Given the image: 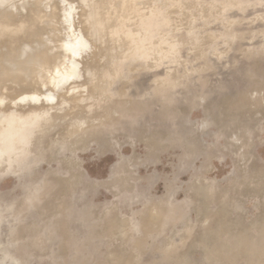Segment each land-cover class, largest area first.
Here are the masks:
<instances>
[{
	"label": "rangeland",
	"instance_id": "obj_1",
	"mask_svg": "<svg viewBox=\"0 0 264 264\" xmlns=\"http://www.w3.org/2000/svg\"><path fill=\"white\" fill-rule=\"evenodd\" d=\"M57 1V85L0 18V264H264V0Z\"/></svg>",
	"mask_w": 264,
	"mask_h": 264
},
{
	"label": "bare ground",
	"instance_id": "obj_2",
	"mask_svg": "<svg viewBox=\"0 0 264 264\" xmlns=\"http://www.w3.org/2000/svg\"><path fill=\"white\" fill-rule=\"evenodd\" d=\"M57 1V0H56ZM15 2V1H14ZM26 2V1H25ZM58 2V1H57ZM27 3V2H26ZM19 4V3H18ZM28 4V8L29 10L26 11L25 14L23 13H20V12H17V6L15 3H12V0H0V18L2 19V17H5L7 16L8 18H10L9 20L11 21L12 25H14V29H18V28H21V27H24V25H30L33 29H38L36 28V24H39L40 22H42V20L46 17V19H44V23H43V26L45 27L46 25L48 27L50 31L51 29H55V31L53 32L52 36L50 37L49 35V32H48V37H44L43 35H41L42 37H44L42 39V37H36L35 33H33L35 35V37L33 36V38H30V39H27V40H24L26 43H23L22 46L19 43L16 45L18 48H13L14 50L17 49L16 51H14L13 53L10 52V54H8L9 58L6 56V57H3L6 53H8L9 51L7 50L8 48L6 47V52L4 55H2V53H4V50L3 51H0V58L3 57L5 58L4 60H8L10 59V61L8 60V64H9V67L7 68H13L16 70V71H22V73H26L24 75H18L19 78L21 79V81L23 82H20L19 84H22V83H25L27 80L31 79V80H34L32 81L33 83H36V81L38 82V79L41 80V82H46L48 81L49 83H52L51 85H57V83H54L56 77L58 76L59 74V69L57 70L54 65L55 64H60L62 62V58L65 57L66 53H65V50L63 47H60V48H54V49H51V47H49L50 43L49 42H54L56 41V38L58 35V31H57V24L59 23L60 26L62 27V24L60 22V17H58V13L56 10L58 9V7L56 5L52 6L49 10H45L43 8V6L45 5V0H38L36 1L35 3L31 4V3H27ZM22 7L25 6V4H21ZM72 6V5H71ZM15 8V13L11 12L10 9L8 8ZM26 8V7H25ZM10 10V11H9ZM78 10V9H77ZM73 14V13H71ZM88 14V13H87ZM86 16H89L87 15ZM61 16V15H59ZM85 16V17H86ZM56 17H58L59 19V22L56 20ZM63 20L65 22H68V24H70L71 20H70V13H69V10L67 11V14H64L62 16ZM74 18V17H73ZM77 18V17H76ZM87 18V17H86ZM85 18V19H86ZM89 18V17H88ZM84 19V21H85ZM46 20V21H45ZM88 20V19H87ZM90 20V19H89ZM88 20V21H89ZM91 21V20H90ZM57 22V24H56ZM92 22V21H91ZM86 23V28H88V23L85 21ZM90 23V22H89ZM72 25V24H71ZM79 26V25H78ZM76 26V27H78ZM41 27V26H40ZM50 27V28H49ZM59 27V25H58ZM64 28V27H63ZM62 28V30H63ZM60 29V28H59ZM61 30V31H62ZM36 31V30H35ZM60 31V32H61ZM40 32V31H39ZM38 32V33H39ZM51 32V31H50ZM59 32V33H60ZM91 32V30H90ZM37 33V32H36ZM40 35V34H38ZM37 35V36H38ZM47 36V35H46ZM81 36V35H80ZM79 37V36H78ZM39 38V40H38ZM41 38V40H40ZM82 38V37H81ZM70 40V39H69ZM80 40V39H79ZM5 42V41H4ZM9 42V41H7ZM6 42V43H7ZM11 42V41H10ZM81 42V41H79ZM14 45V41L12 42ZM5 44V43H4ZM8 44V43H7ZM5 44V45H7ZM10 45V43H9ZM8 45V46H9ZM12 45L10 47V49L12 48ZM81 45V44H79ZM4 47V45L1 44V48ZM112 48V47H111ZM84 49V48H83ZM13 51V50H12ZM84 51V50H83ZM86 54V53H85ZM117 54V53H116ZM7 55V54H6ZM120 55V54H119ZM8 58V59H7ZM64 59V58H63ZM2 62V61H1ZM75 64V63H74ZM77 65V64H76ZM73 66V65H72ZM75 67V66H74ZM77 67V66H76ZM3 68V67H2ZM6 68V67H5ZM70 69V68H69ZM73 69V67H72ZM77 68H75L76 70ZM5 70V69H4ZM2 71V70H1ZM14 71V70H13ZM14 71V73L16 72ZM44 71H47V73L49 72V74L47 76H45L44 74H42V72ZM5 72V71H4ZM73 72H77V71H74L73 69ZM3 73V72H2ZM46 73V72H45ZM68 73V72H67ZM72 73V72H71ZM8 74V73H7ZM70 74V72H69ZM73 74V73H72ZM16 75V73H15ZM68 75V74H67ZM76 75V73H75ZM5 76V75H4ZM3 76V77H4ZM13 76V74H12ZM12 76L11 79H12ZM17 76V77H18ZM23 76V77H22ZM27 76H30L29 78ZM32 76V78H31ZM72 76V75H71ZM8 77V76H7ZM9 77V78H10ZM16 80V79H15ZM13 81V80H11ZM40 82V81H39ZM38 82V83H39ZM38 83H36V85H38ZM47 83V82H46ZM28 84V83H27ZM35 85V86H36ZM46 85V84H45ZM40 86V84H39ZM38 87V86H37ZM53 87V86H52ZM44 89V91H46L45 87H42ZM40 89V88H39ZM49 89H51L50 91L52 92L53 91V88H51V86L49 87ZM62 89V88H61ZM59 90V89H58ZM41 91V90H40ZM42 90V92H44ZM39 92V91H38ZM21 93V92H20ZM31 92H28L26 96L27 99H30V100H39L40 96H33L31 94H34L35 92L31 93ZM17 94V93H15ZM15 94H12L11 97H14L15 96H18V95H15ZM40 94V93H38ZM58 94V93H57ZM14 95V96H13ZM21 95V94H20ZM41 95V94H40ZM53 95L52 93L50 92H47L44 94V96L42 95L43 99L44 97L45 98H49V96ZM56 95V94H55ZM65 95V94H64ZM21 97V96H20ZM2 98V97H1ZM16 99V98H15ZM14 100V99H13ZM20 100V99H19ZM26 100V99H25ZM1 101H4V100H1ZM0 101V102H1ZM7 102H9L7 100ZM12 102V101H10ZM9 102V103H10ZM25 102V101H24ZM28 102V101H26ZM2 103V102H1ZM36 103V102H35ZM18 105V104H17ZM42 107V106H41ZM14 112V111H13ZM11 113V111L9 112V114ZM15 113V112H14ZM12 114V113H11ZM17 114V113H16ZM24 114V113H23ZM2 116L5 115V114H1ZM29 115V113H28ZM28 115H25L26 117H28ZM31 116V115H30ZM3 118V117H2ZM13 118V117H12ZM23 118V117H22Z\"/></svg>",
	"mask_w": 264,
	"mask_h": 264
},
{
	"label": "water",
	"instance_id": "obj_3",
	"mask_svg": "<svg viewBox=\"0 0 264 264\" xmlns=\"http://www.w3.org/2000/svg\"><path fill=\"white\" fill-rule=\"evenodd\" d=\"M7 69H9L10 72H11L12 70L16 71V70L14 69V67H13V68H7ZM11 73H13V72H11ZM24 74H26V73H22V71H16V76H18V75H24Z\"/></svg>",
	"mask_w": 264,
	"mask_h": 264
}]
</instances>
